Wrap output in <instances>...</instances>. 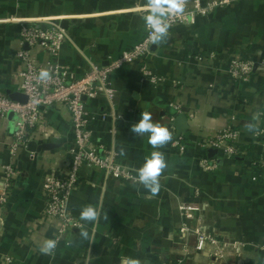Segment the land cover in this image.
Masks as SVG:
<instances>
[{"label": "crops", "instance_id": "crops-1", "mask_svg": "<svg viewBox=\"0 0 264 264\" xmlns=\"http://www.w3.org/2000/svg\"><path fill=\"white\" fill-rule=\"evenodd\" d=\"M145 4L146 0H0V90L18 92L21 84L16 53L29 50L19 37L21 21L42 26L49 21L67 22V38L57 61L40 48L31 53L41 64L57 62L70 80L82 77L89 63L108 65L143 39ZM210 53L215 58H208ZM199 54H207L205 62L196 59ZM232 56H252L255 68L248 81L229 79L225 70ZM141 66L150 68L162 82L145 80ZM111 81L116 90V118L109 116L112 110L104 97L87 100L92 128L134 178L154 150L147 135L130 132L140 114L150 112L153 122L164 126L175 118L171 105H178L182 112L176 113L187 117L188 131L158 149L168 164L158 194L151 196L135 179L106 178L100 170L81 168L79 186L69 201L76 225L53 255L41 254L42 242L54 238L51 224L43 217L41 183L52 170L67 168L74 146L70 115L63 106H54L45 114L52 135L37 144L56 147L18 153L19 175L0 209V264L5 258L16 264H121L126 257L139 259L141 264H264V137L245 128L256 116L259 130L264 131V0H244L197 17L193 25L170 29L166 43L154 44L141 61L123 65ZM11 118L0 119V192L5 190L2 172L9 155ZM229 123L240 131L238 156L199 146L201 136L213 135ZM174 142L184 145L183 154ZM202 160L216 169L203 170ZM101 200L104 212L99 224L81 221L82 207L98 206ZM183 203H201L205 227L214 228L237 246L221 250L222 259L211 250L185 258L184 245L194 247L195 238L180 233ZM81 225L90 235L96 228L94 240L79 236Z\"/></svg>", "mask_w": 264, "mask_h": 264}, {"label": "built area", "instance_id": "built-area-1", "mask_svg": "<svg viewBox=\"0 0 264 264\" xmlns=\"http://www.w3.org/2000/svg\"><path fill=\"white\" fill-rule=\"evenodd\" d=\"M189 2L196 4L193 9H196L197 12L184 10L182 14L173 16L169 20V30L178 25L193 24L196 15H206L208 9L211 8V5L198 8L201 0H187L185 7ZM227 2L228 0H218L219 5ZM20 24L21 43L29 50L20 49L16 53V58L21 64L18 72V76L21 78L18 92L25 95L27 100L25 103L14 101L0 90V119L6 120L12 116L13 124L11 143L8 144L9 155L2 172L5 190L0 192V209L7 204L10 188L19 175L18 153L27 150L31 142L37 143V141L52 135L47 131L45 114L54 106H63L70 115L74 146L69 151L67 168L62 171L52 170L41 183V190L45 198L43 217L51 224L53 239H57L59 243L76 225L70 211L69 201L72 193L79 186L81 168L89 167L100 170L106 178L128 181L135 179L127 167L116 162L114 152L97 137L92 128V116L87 106V100L104 97L107 106L112 110L109 116L113 119L116 118L113 105L116 90L112 85V74L125 64L144 59L154 44L149 41V33L146 29L143 39L118 59L111 60L106 66L89 63L88 70L82 77H72L69 80L67 71L57 62L41 64L31 53L33 48H40L57 61L61 47L67 38V33L61 24L49 21L44 25V28L38 22L21 21ZM199 55V58L197 56L195 58L197 57L196 59L200 63L205 62L207 54ZM208 58L213 59L215 55L209 54ZM254 64L255 61L251 58H231L225 71L233 82L248 81L254 72ZM42 69L50 72V80L41 81L38 79ZM141 73L145 80L152 84L162 82V79L153 74L146 66H141ZM171 106L177 112H182L180 106ZM103 117L106 118V116ZM259 136L264 137V131H260ZM239 137L240 131L229 123L224 129L213 135L201 136L197 143L205 150H217L226 156L235 157L239 155L237 146ZM173 146L178 148L180 154L184 153L185 148L181 143L174 142ZM261 166H264V160H262ZM200 167L206 171L216 169V166L209 164L207 160H202ZM179 210L184 220L180 233L184 238L188 235L195 238L194 247L188 248L186 244L184 245L182 255L185 258L189 259L191 253L206 252L210 254L209 250H211L214 256L222 259L224 255L221 250L228 248L229 245L237 246L234 242L228 243V239L216 233L214 228L205 227L201 219L203 216L201 203H183ZM4 264L16 263L11 258H5Z\"/></svg>", "mask_w": 264, "mask_h": 264}, {"label": "clouds", "instance_id": "clouds-1", "mask_svg": "<svg viewBox=\"0 0 264 264\" xmlns=\"http://www.w3.org/2000/svg\"><path fill=\"white\" fill-rule=\"evenodd\" d=\"M187 0H146L145 7L148 9L147 14L143 17L145 28L148 30V39L152 44L160 45L166 43L169 38V20L184 12ZM38 79L47 81L51 79L50 72L42 69ZM258 117L254 116L253 120L245 124L248 132L259 135L260 130L256 123ZM130 132L136 136L148 137V144L154 149L146 158L141 167L136 169L135 180L142 185L151 196L158 194L160 190V177L167 169L168 164L165 158V153L158 149L165 147L173 140V133L167 127L159 123H154L152 114L144 111L140 114V119L130 127ZM125 150L120 149V155L124 156ZM104 212L102 200L99 205H86L80 210V220L86 224L98 225L101 219V214ZM105 220H108L107 213H104ZM96 228L93 227L91 235L89 230L84 226H80L79 236L84 240L92 241L95 239ZM71 243V242H70ZM58 245L57 239H46L39 247V251L44 255H53ZM121 264H141L139 259L124 258Z\"/></svg>", "mask_w": 264, "mask_h": 264}, {"label": "water", "instance_id": "water-1", "mask_svg": "<svg viewBox=\"0 0 264 264\" xmlns=\"http://www.w3.org/2000/svg\"><path fill=\"white\" fill-rule=\"evenodd\" d=\"M66 23H67L66 21H62L60 23L61 27L66 28ZM7 95L9 96L10 99L14 101H18L20 103H25L27 100L26 96L19 92H7ZM171 111H172L171 114L175 115V118H173L167 125H164V127H167L169 131L173 133V138L177 140L181 137L183 133L188 131L187 117L183 113L177 114L174 109H172ZM54 147H56L55 144L39 145L35 142H31L28 146L29 151H32V152L41 151V150H50Z\"/></svg>", "mask_w": 264, "mask_h": 264}, {"label": "rangeland", "instance_id": "rangeland-1", "mask_svg": "<svg viewBox=\"0 0 264 264\" xmlns=\"http://www.w3.org/2000/svg\"><path fill=\"white\" fill-rule=\"evenodd\" d=\"M242 1H244V0H228V2L226 4L219 5L218 0H201L198 8H200L201 6H207V5H211V8L208 9L206 15H196V19H195V22L193 24L196 23L197 17L209 16L210 14H212L217 9L226 8V7L231 8V7L235 6L237 3H239V2L241 3ZM215 3H216V5H214ZM195 5L196 4L193 2H189V4L186 5L184 10L197 12L196 9H193V8H195L194 7ZM193 24H186V25H193ZM210 54H213V53H210ZM214 55H216V54H214ZM251 57L252 56H250V57L248 56L247 58L250 59ZM230 58H239V56H232ZM255 58L258 59L257 56Z\"/></svg>", "mask_w": 264, "mask_h": 264}]
</instances>
